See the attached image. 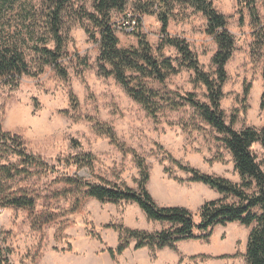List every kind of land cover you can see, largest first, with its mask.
<instances>
[{"label": "rangeland", "instance_id": "rangeland-1", "mask_svg": "<svg viewBox=\"0 0 264 264\" xmlns=\"http://www.w3.org/2000/svg\"><path fill=\"white\" fill-rule=\"evenodd\" d=\"M238 1L212 0L214 9L226 18L234 39V51L225 68L221 109L226 124L234 130L259 132L263 126L262 53H253L255 24ZM142 7L149 14L140 15ZM161 10L157 0H128L124 12H113L112 26L119 48L137 47L133 32L137 29L156 52L161 40ZM256 14L264 29V0H257ZM139 18L140 26L136 27ZM206 25L201 14L176 7L169 15L167 32L184 39L201 69L215 78L211 59L216 45L207 35ZM21 49L30 61V52L25 46ZM98 54L97 32L87 24L74 25L60 61L67 79L47 67L36 77H23L14 88L0 82L2 130L20 137L32 154L58 171L55 176L12 185L13 190L37 193L39 200L33 208H0V256L10 264H247L246 244L252 226L238 223L216 226L207 238L181 241L174 249H135L132 239L121 254L111 256L109 249L115 251L121 241L116 228L153 234L169 226L149 220L135 204L98 202L85 197L84 189L57 182L63 175L72 174L82 183L137 190V159H141L149 173L147 190L161 208H185L198 223L203 204L220 199L229 204L238 202L206 185L190 183L189 174L175 164L240 185L232 157L220 141L222 135L187 105L177 110L163 107L155 118L148 115L116 80L98 76ZM162 55L173 62L178 58L169 47L162 50ZM159 89L176 101L192 94L207 103L205 89L194 84L190 71L181 70ZM71 97L76 107L71 105ZM95 123L112 129L123 148L96 132ZM75 142L78 149L72 146ZM252 150L264 170V148L254 145ZM80 153L94 157L92 175L86 169L64 167L66 159ZM54 190L61 195L51 198L49 191Z\"/></svg>", "mask_w": 264, "mask_h": 264}, {"label": "trees", "instance_id": "trees-1", "mask_svg": "<svg viewBox=\"0 0 264 264\" xmlns=\"http://www.w3.org/2000/svg\"><path fill=\"white\" fill-rule=\"evenodd\" d=\"M157 1L162 9L158 16L161 40L154 52L137 29L133 31L137 47L119 48L112 26V14L124 12L128 0H0V82L14 88L23 77H36L47 67L60 78L67 79V72L61 67L60 61L65 55L69 31L74 25L91 26L99 36L96 60L98 76L116 80L129 98L153 118L163 107L177 110L187 105L193 108L207 125L222 135L220 141L230 153L241 183L236 185L175 163L180 170L189 174L190 183L206 185L221 196L238 201L229 204L225 199H220L203 204L198 211L196 223L185 208H161L155 204L147 190L149 173L141 159H137L140 176L137 190L125 186L82 183L81 178L75 175H63L57 181L62 186L84 189L85 197L102 203L135 204L149 220L169 226L168 230L153 234L116 228L121 241L115 251L109 249V254H121L132 239L136 241L135 249H174L178 242L207 238L210 230L216 226L238 223L245 227L252 226L246 244V263L264 264V170L257 163L252 150L254 145L264 148V29L258 23L257 0H239L238 4L250 13L255 24L253 53H262L263 92L260 110L263 112V126L259 132L250 128L236 131L224 120L221 109L222 88L227 80L225 68L234 51V39L227 29L226 18L214 9L212 0ZM176 7L191 9L206 20V33L216 45V52L211 59L215 78L201 69L197 57L184 39L168 34L169 15ZM139 11L140 15L149 14L144 7ZM135 23L136 27L140 26V18ZM21 46L30 52V61ZM167 47L176 52L178 58L175 62L162 55V50ZM181 70L193 73L194 84L205 89L207 103L199 102L192 94L184 98L177 97L180 101H176L159 89L163 88L169 77L177 75ZM71 102L76 107L74 97H71ZM94 127L113 145L123 148L112 129L98 123ZM72 146L79 148L76 142ZM93 163L94 157L91 154L80 153L66 159L64 167L86 169L92 175ZM55 175H58V171L53 166L32 154L20 137L3 131L0 126V208H33L39 200L37 193L13 190L12 185ZM60 195L58 190L49 191L51 198ZM0 264L10 262L0 256Z\"/></svg>", "mask_w": 264, "mask_h": 264}]
</instances>
